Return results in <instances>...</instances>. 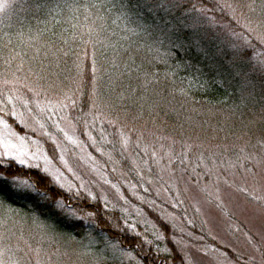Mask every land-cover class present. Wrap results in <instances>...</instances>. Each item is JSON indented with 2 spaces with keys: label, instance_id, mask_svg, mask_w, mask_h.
Instances as JSON below:
<instances>
[{
  "label": "rangeland",
  "instance_id": "374dc122",
  "mask_svg": "<svg viewBox=\"0 0 264 264\" xmlns=\"http://www.w3.org/2000/svg\"><path fill=\"white\" fill-rule=\"evenodd\" d=\"M22 1L0 0V31L5 26V30L8 29L11 34L18 30L17 27H9L12 16L10 11L12 6H17ZM71 6L77 9L76 5ZM235 9L237 16L250 18L252 15L253 8L248 12L246 9ZM255 10V19H251L252 26L264 29V7L260 6ZM226 17L228 18L217 17V24L231 25L238 31L241 30L229 12ZM59 18L66 21L64 16ZM73 18L80 19L81 16L79 14ZM97 28L98 26L94 25L89 29ZM18 35L12 36L14 45L21 44L23 47L21 58L24 61V71L18 75L23 76L29 67L36 70L41 62L45 67L55 63L49 53L52 49H44L38 36L34 33L26 35L25 38ZM77 35L78 39H82L80 44L83 43L84 37L87 38L81 32ZM4 38L8 42L10 36ZM153 44L152 39L145 37L144 48L137 47L140 50L142 48V52L138 51L139 54L154 48ZM130 45L135 49L134 41L130 42ZM5 47L9 48L8 51L15 50H11L13 47L8 44ZM204 48L207 51H200L209 57L208 62L211 65L218 66L219 72H237V69L231 66L221 68L223 60L217 55L213 40L205 44ZM155 50L160 53L163 51L158 45ZM44 51L48 52L43 54ZM9 55L0 52V73L4 71V62ZM17 63L18 60L14 62L13 69ZM89 70L91 73V66ZM64 71L59 64L54 78L57 83L63 81L71 84V78L68 81L65 79ZM253 78L254 76L248 81L242 79L239 96V104L242 106L233 108L230 116L226 110L220 112L219 109L209 108L204 111L210 113L209 116L196 111L192 115L177 113L175 108L182 104L172 98L169 101L164 99L168 97L160 87L154 86L156 83L151 78L138 80L139 86L145 89V93L139 98L134 91L115 93L112 86L110 91L106 84H102L101 90L105 98H110L117 105H123L126 100L127 107L124 110L130 111L129 107L137 102L150 103V100H153L150 104L153 107L157 102H161L167 113L179 121V124L174 121V129L179 130L182 127L188 134L195 132L191 139L183 133L176 135L173 129L168 130L162 124L165 121L162 115L155 134H149L143 141L149 153L153 150L157 153L153 159L142 150L135 154L127 151L121 153L119 136L113 140V137L108 135L113 132V128L100 120H97L91 130L100 151H97L88 136L84 135L82 124L77 126L76 135L79 136L83 147L69 144L63 139V134H59L61 147L64 149L63 162L60 160V149H57L49 137L23 129L10 118L9 123L13 124L15 131L29 137V141H38V146L30 145L31 151L39 150L49 159L55 157L52 159L53 167L59 168L69 183L83 182L98 199L87 198L86 192H82L80 198L90 203H100L107 212H117L125 225V221L134 223L135 232H139L141 238L151 241V244L160 249L171 245L185 254L186 261L190 264H246L250 256L255 258V264H260L261 255L256 248L264 250V199L258 204L253 197L264 198V106L259 108L257 114L253 113L252 117L248 113V107L254 106L261 97L260 93L255 92ZM90 87L89 85V89ZM86 100L85 96L83 101ZM90 107L85 103L83 113H87ZM214 110H219V119H213L210 124H206L204 132L199 130L200 118L189 120L190 117H198L197 114L206 121L212 118L211 113L215 112ZM81 111L77 108L70 114L75 115ZM158 116L159 113H156L151 119L156 120ZM88 119L91 123V116ZM146 121H149V118H142L141 123ZM185 121L190 128L183 126L181 122ZM148 127L152 128V123H149ZM102 129H106L107 142L100 138ZM50 130L55 132V129ZM172 136H176L175 144L170 139ZM185 143L195 144V150L186 149ZM172 153L175 155L169 162L168 155ZM181 153H186L183 164L178 159ZM125 156L128 157L127 160ZM67 195L77 197L71 193ZM63 205L62 209L68 216L73 219L75 217L72 213L79 216L73 209V203L66 202ZM0 225H7L6 229L0 227V232H7L10 237L8 243L13 247L19 244L24 249L20 255L30 261V264H145L134 250L125 248L108 234L98 230L96 227L99 225L96 224L84 228L85 233L81 238H68L52 230L39 218L27 216L0 200ZM162 225L166 226L165 238L157 240L156 233L161 231ZM109 238L113 243H117L116 251L107 243Z\"/></svg>",
  "mask_w": 264,
  "mask_h": 264
},
{
  "label": "snow or ice",
  "instance_id": "6c2138e0",
  "mask_svg": "<svg viewBox=\"0 0 264 264\" xmlns=\"http://www.w3.org/2000/svg\"><path fill=\"white\" fill-rule=\"evenodd\" d=\"M123 7L126 12L132 11L127 7V4H124ZM226 9L241 30L238 31L231 25L217 24L214 13L217 10L223 13ZM135 15L138 21L136 27L126 28L125 31L130 36L146 34L154 41L153 47L158 45L159 49L164 50L163 55H160L157 50L156 58L151 61L153 64L175 59L181 54H187L188 50L192 48L207 51L204 48V39L207 37V33L203 38L198 35L201 27L206 26L207 29L225 30L216 32L213 43L217 55L225 59L231 67L237 69L239 78L245 81H248L252 76L264 79V29L259 26L253 27L251 19L247 17L237 16L236 9L232 5L221 3L219 0L214 5L207 6L203 2L197 5L191 0H139L135 6ZM189 18L192 20L191 24L188 23ZM182 32L184 34L191 32L193 35L185 39L181 35ZM85 43L91 44L92 47L91 75H88L87 65L83 62L88 58L89 53L85 51L83 58L79 53H74L76 60L73 63L76 75L72 78L71 84L63 81L57 83L51 66L45 67L42 62L38 64L36 70L29 67L23 76L18 75L24 71L21 54L10 53L5 60L4 71L0 73V113H2L0 115V197L3 200L26 198L29 194H37L44 201L51 200L56 207L63 208V196L69 193L79 197L82 192H86L87 198L98 199L83 182L80 184L69 183L64 178V173L59 168L53 167L52 159L55 157L49 159L39 150L31 151L30 145L38 146V141H29V137L15 131L13 124L9 123V118L23 129L49 137L57 149H60L62 162L64 161V149L61 147L59 134L62 133L63 139L69 144L83 147L79 136L76 135L77 126L80 124L83 125L84 135L88 136L92 146L97 151L101 150L97 145V140L91 135V130L95 127L97 120L106 122L113 128V132L108 134L113 137V140L117 135L119 136L121 153L127 151L135 154L142 150L145 155H149L150 159L156 157L155 150L149 153L148 147L143 144L147 136L154 135L157 130L151 118L149 121L141 123V116L124 110L127 107L126 100L123 105H117L110 98H105L101 90L102 78L108 75L109 81L112 79L108 72V66L111 65V72L120 71L121 75L132 71L136 67V59L139 58L138 49L132 48L130 44L127 48L121 49L111 42L91 39ZM98 44L111 49V58L104 51H100L98 54ZM68 55L69 53L65 51L64 56ZM125 57H127L128 63L121 70ZM17 60L19 63L15 64L13 69V64ZM141 64H143V60ZM151 75L156 74L148 72L145 79L147 80ZM85 96L87 100L83 101ZM85 103L91 106L87 113H83ZM138 106L141 109L144 107L143 104ZM77 108L82 110L81 113L71 115L70 113ZM155 115V113H151L150 117H155ZM89 116H91V123H89ZM149 123H152V128L148 127ZM50 129H55V132ZM173 131L176 132V135L183 133L189 139L195 135V132L188 134L182 127L179 130L173 129ZM100 138L107 142L106 129L101 130ZM170 139L173 144L176 143V136H172ZM184 147L189 151H194L196 145L185 143ZM108 155L111 160V153ZM173 155L175 153L168 155L169 162L172 161ZM185 155L186 153H181L178 157L181 164L184 163ZM127 159L128 157L125 156V160ZM117 190L119 191V189ZM121 199H123L122 196ZM253 199L259 204L264 198L253 197ZM36 204L37 207H40L38 202ZM72 215L78 222H83L79 223L80 226L99 225L96 213L93 211H89L85 216H77L75 213ZM125 223L129 230L135 231L134 223H127V221ZM0 227L6 229L7 225H0ZM165 227L162 225L161 231L156 233L157 240L165 238ZM136 235L139 236L140 233L136 232ZM9 239L6 231L0 232V264H30V261L20 255L24 249L19 244L13 247L8 243ZM107 243L114 251L117 250V243H113L111 238L107 240ZM147 243L151 244L152 242L147 241ZM256 251H259L261 255L260 264H264V250L256 248ZM157 252L164 254L163 264H190L186 261V255L174 248L160 249L158 247ZM246 264H255V258L250 256Z\"/></svg>",
  "mask_w": 264,
  "mask_h": 264
},
{
  "label": "trees",
  "instance_id": "16d2710c",
  "mask_svg": "<svg viewBox=\"0 0 264 264\" xmlns=\"http://www.w3.org/2000/svg\"><path fill=\"white\" fill-rule=\"evenodd\" d=\"M138 2L139 0H23L17 6H12L10 11L12 12V16L9 27L11 29L17 27L18 30L16 32L12 30L15 33L11 34L8 29L5 30V26L0 31V52L9 54L15 52L22 55V45L18 44V46H15L12 36L19 34L25 38L26 35L34 33L35 36L41 39L40 44H43L44 49L46 47L52 49V52L49 53L55 60V63L51 65L52 71L53 69L55 70L53 72L55 75L60 64L65 70V79L68 81L71 78L72 80L76 75L73 63L76 60L74 53H79L83 58L84 52L87 51L89 56L83 62L87 65L88 75L90 76L89 66H91L92 47L91 44L85 43L90 39L93 41L111 42L118 45L121 49L127 48L130 42L134 41L135 49L137 47L144 48L145 37L149 38L146 34L130 36L125 31L126 28H135L138 23L135 15V6ZM191 2L197 5L203 2L207 6L209 4L214 5L217 0H191ZM219 2L232 5L241 11L246 9L248 12L250 8H253L251 9L252 15L249 16V19H255V9H259L260 6L264 7V0H219ZM124 4H127V7L132 9V11L126 12L123 7ZM71 5H76L77 9L72 8ZM78 13L81 18H73L75 15L78 17ZM226 13L227 15H225ZM209 15H212V13H209ZM214 15L216 18H228L226 17L228 16V10L226 9L223 13L217 10ZM61 16L66 17L65 22L64 19L59 18ZM148 19H151V17H148ZM188 23H192L190 18L188 19ZM94 25L98 26L96 30L89 29ZM217 31L219 30L207 29L205 26L201 27L198 35L203 38L205 37V33H207V37L204 39L205 45L213 40ZM79 32L87 37L83 38L85 41L83 40L82 44H80L82 39H78L77 34ZM181 35L187 39L193 34L191 32L187 34L182 32ZM6 36H10L8 42L5 41L4 37ZM73 40L75 41L73 42ZM7 44L13 47L11 50H15L8 51L7 49L9 48L5 47ZM65 51L69 53L67 57L64 56ZM100 51L107 52L111 58V49L98 44V54ZM138 51L142 52V48L141 50L138 49ZM47 52L44 51L43 54ZM144 52L141 55L139 54V58L136 59V67L124 75H121L120 71L111 72V65H109L108 72L112 79L109 81L108 75H105L102 78V84H106L110 91V87L112 86V91L115 90V93L121 94L134 91L139 98L145 93V89L139 86L138 80L142 81L141 78H145L146 73L151 72L156 75L149 76L147 80H154L156 83L154 86L160 87L164 95L168 97H164V99L169 101L172 98L175 102L182 104L175 108V112L177 113L192 115L196 111L201 115L209 116L210 113H204L209 108L219 109L220 112L221 110L222 112L226 110L230 116L233 108H240L242 106L239 104L240 83L242 79L237 76V72L223 73L221 70L219 72L218 66L211 65L208 62L209 57L204 55L200 50L192 48L188 50L187 54H181L175 59H168L165 63L155 64L151 63L156 58L155 47L149 49L146 53ZM163 54L164 50L160 55ZM123 59L124 64L121 65V70L128 63L127 57ZM142 60L143 64H141ZM220 60H223L221 68L230 66L222 57ZM252 81L256 85L255 92L260 93L261 97L258 98L254 106L248 107V113L251 117L253 113L257 114V111H260V107L264 106V79L254 76ZM152 103L153 100H150V103L137 102L135 105L130 106L129 109L134 115H139L146 119L151 118L150 115H147L148 113H159L158 119H151L155 123V126H157V123H160V117L163 115L165 121L162 124L165 128L168 130L174 129V121L176 120L172 115L167 113L166 107L163 108L161 102H157V105L153 107L150 105ZM139 104L144 105L143 109L138 106ZM219 110H214L215 112L211 113L212 118L206 121L197 114L196 116L198 117L193 116L189 120L200 118L201 125L199 126V130L204 132L206 124H210L213 119H219ZM176 122L179 124V121ZM181 123L184 124L183 126H187V128L191 127L187 121ZM0 200L3 204L27 216L39 218L62 236L81 238L85 233L84 228L86 227L79 225V223H83L82 221L78 222L64 213L62 208L56 207L51 200L44 201L37 194H29L26 198H11L7 201L0 197ZM63 201V203H73V209L79 216H85L89 211L96 213V219L99 221V226L96 228L108 234L120 245L125 246V248L134 250L136 255L141 257L145 264H163L164 254L157 252L158 247L154 244H148L140 235L137 236L135 231L126 228L121 217H118L116 214L117 212H107L102 208L100 203H90L80 197L73 198L72 196L64 195ZM37 202L40 204V207H37ZM106 221L107 223H105ZM169 246L174 248L171 245Z\"/></svg>",
  "mask_w": 264,
  "mask_h": 264
}]
</instances>
